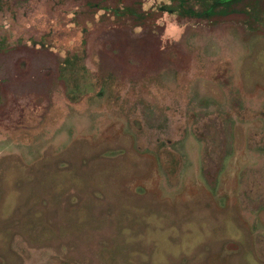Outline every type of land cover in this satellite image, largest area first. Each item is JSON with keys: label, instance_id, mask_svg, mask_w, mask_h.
Instances as JSON below:
<instances>
[{"label": "rangeland", "instance_id": "374dc122", "mask_svg": "<svg viewBox=\"0 0 264 264\" xmlns=\"http://www.w3.org/2000/svg\"><path fill=\"white\" fill-rule=\"evenodd\" d=\"M97 1L0 0V264H264V25Z\"/></svg>", "mask_w": 264, "mask_h": 264}, {"label": "trees", "instance_id": "16d2710c", "mask_svg": "<svg viewBox=\"0 0 264 264\" xmlns=\"http://www.w3.org/2000/svg\"><path fill=\"white\" fill-rule=\"evenodd\" d=\"M117 5L108 7L103 2H91L90 7L96 13L100 10L112 13L118 19H131L135 25L148 24L155 15L164 11L180 17L194 16L213 23L235 18L254 29L264 25V0H168L150 9H144L141 1L125 3L117 0Z\"/></svg>", "mask_w": 264, "mask_h": 264}]
</instances>
